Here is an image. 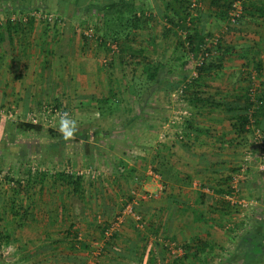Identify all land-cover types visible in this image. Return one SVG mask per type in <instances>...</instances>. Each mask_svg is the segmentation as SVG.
<instances>
[{
    "label": "rangeland",
    "instance_id": "rangeland-1",
    "mask_svg": "<svg viewBox=\"0 0 264 264\" xmlns=\"http://www.w3.org/2000/svg\"><path fill=\"white\" fill-rule=\"evenodd\" d=\"M168 1L171 0L136 1L137 9H144L147 12L152 13L154 20H151L145 25V28L138 30L136 41L132 43L131 46L133 49L144 48V50H146L145 53L151 59L162 61L166 65L172 66L175 64L174 62L176 61L175 58L178 52L176 51L174 43L175 36H165V27H169L167 17L171 16L170 13H172L166 8ZM190 1L193 3L189 8L190 13H192L194 17H201L199 23L200 26H204L205 31L212 35V37L209 38V43H215L217 38H220L226 44L232 45L235 49L234 53L225 57L222 69L217 70L214 75L207 78L205 86L194 89V92H199V97L204 100L201 104L192 103L189 100L190 95H187V98H184V92L180 95L179 89L161 90L158 88L157 84L153 83L151 85V83L147 82L144 73V66L139 67L137 77H135L134 80L136 86L139 84V88L136 89V92L140 93V97L131 100L129 97L130 90L127 91V89L129 88L128 84L131 79L133 65L128 63L123 65L118 64V60L117 58L115 59L113 53L105 54V51L98 47V40L96 39L94 32L96 17L93 16V13L97 10L96 6L99 5L98 1L81 0L80 6L75 5V0L8 1V4L13 5L17 9V11L9 17L12 16L17 20H23L27 15L25 11H22L21 9L23 7H36L34 10H31V12H40L41 15H53V17L57 16V20L53 18V21L50 22L39 16L36 19L32 18L33 21L44 25H50L54 29L58 27L61 30H64V32L62 31L64 36L70 35V37H72L74 34L76 36L74 37L76 38V41L75 39L74 42L72 39H70V41L76 45V48L78 45L77 36L79 37V49L77 48L73 55L82 61V72L85 71V73H87V79L90 78L91 73H95L97 70V73L100 75L99 84L96 85V88L93 87L92 90L95 91L100 89L97 90L99 96L107 90L104 87L105 83L103 82V80L106 81V79L111 80L112 87L116 89L125 87L127 91L124 93L126 95L125 99L120 98V100H122L120 106L122 108H120V111L116 109V111L112 112L114 114H111V112H109V114L106 113L105 121L99 117L98 120H93L91 115L88 116V114H86L87 110L82 111L77 109L75 107L76 101L78 104H81V101L79 102L76 98L72 97V91L70 93L66 91L68 88H66V90L64 89L65 94L60 98L62 102L54 103L53 101L47 100L43 103H48L51 106L58 104L64 108L73 110L72 118L77 123V130L75 133L79 132L92 135L96 133L91 137V140L98 143V145H101L105 149V152L102 157L99 158L95 171L98 175L101 173L104 179H113L112 176L117 175V171L118 173L121 172V169L123 168L121 162L124 164L126 162L130 164L135 162L137 165H141V170H138L139 173H143V175L140 176L141 180L136 178L135 181L130 179L128 182L126 181V185L124 186L126 190L124 195L121 196V198H129L130 191L134 189L142 196L146 193L152 194V197L149 199L139 197L137 200L139 206L137 205L138 207L136 210L143 215L146 222L145 228L141 231L136 230L135 225L132 223L134 222L132 219V222L130 221L131 223L129 225V230L131 231L129 233H133L135 237L142 241V244H139L140 250L138 253H140L144 259L143 262H138L136 264H166L172 262L174 257L169 251L166 244L167 242H175L176 247H181L184 243L181 240L183 232H191L192 234L197 233L196 236L202 235L203 237V228L208 227V231L218 234V237L215 239L217 248H215L210 255V263L224 264L226 259L233 257L232 255H240L238 250L239 239L246 231L245 229H240V224L242 222L246 223L248 220L250 224H254L256 219L264 217V174L261 173L258 168L260 151H258L259 147L256 146L257 144L254 138L256 129H260L261 133L264 135V125L261 129L253 124L249 133L238 135L237 137L239 138V158L236 160L237 163H232V165H235L234 170H232L234 171L233 176L236 174L243 175L239 182V187H241V189L234 198L233 193L229 196L230 207L228 206V208L230 209V217H225L220 221L221 223L217 222L210 224L209 226L205 225L203 223V217L206 220L207 214L211 216L213 210L211 209L202 213L201 207H194L199 210V212H194L191 205L193 191L189 190L190 192L188 191V193L179 192L177 190L178 188L172 187V185L169 189L166 187L167 185L162 184L161 179L163 178H159L160 174L158 172L162 173L165 169L163 164H172L169 159L167 160V157L165 158V156L162 159L163 163H158L156 160V158L158 159V156L156 157V154H153V146H150L151 144L149 143L153 144V142L156 143V141L159 143L161 141L162 144H165V142L170 144L172 141L182 142L173 138H177V134H169L171 131L168 133L163 128V125L170 117H179L182 115L180 112L184 110L188 111L190 114L195 113L194 108L195 106H198L200 109H203L206 114H209L208 118L205 115V117L201 119L206 123L204 124L199 120V123L201 124H198V126L201 127L206 124L210 126L214 125V123L217 125L218 123L216 122L220 121L229 125L230 121L225 116L227 113L224 107L220 106L218 103H223L224 105H232L233 102L237 103V99H239L238 97L244 95L247 89H250L249 95L252 101H255L258 92L260 90L264 91V69L259 73L255 65L256 61H264V16L262 18H252L251 16H247V18L242 19V22L239 24L237 21H232V15L229 18V21H217L213 16L216 15L215 10L211 9L208 0H206L205 3L201 0ZM61 3L64 5L62 9L60 8ZM60 9L62 10L61 12ZM0 10H2L1 6ZM6 18L7 17H5L4 14H0V23L1 20ZM83 21L90 22L91 26H85V23L82 24ZM27 22L25 23L29 24ZM71 25L73 26L74 32L69 33V28L66 29V27H70ZM85 32L92 35L89 36V44L87 45H85V41H83L81 37ZM66 39L67 38L64 37L65 43L63 46H68ZM70 45H72V43ZM65 56L66 55L64 54L61 57L65 58ZM112 59L114 64L113 66H110L109 62ZM189 61H191V58L188 57L184 65H182L181 62H178L176 66H173L174 74L167 75L166 78L163 79V82L166 83L167 80H171L175 83L179 82V87H185L187 80H192L193 77H195V69L193 65L189 64ZM93 64H95L94 69L96 70L92 69ZM61 71L58 74H62V79L63 75L67 77L66 81L63 79L65 87L67 83L69 84L68 80L71 78L69 72L70 68L68 67L65 70L62 67ZM81 90L88 91L90 89L82 84ZM115 102L116 101H113V98H111L108 105H113L114 109L116 105ZM124 108L125 110H122ZM14 111L19 113L17 114L13 112L12 118L2 117L3 121L0 122V125H2L3 129L8 120L14 121L13 119L22 116V113L18 109H14ZM115 113L116 116L120 118L119 120L115 117ZM135 113H138L137 115L141 116V119L144 120L141 123L142 127H139L138 129V126L134 124L133 127L128 130L123 124L128 120L131 122L133 117H135ZM190 114L184 117L185 120L190 117ZM154 117H161L160 125L157 126L156 129H150V131L149 129H145L147 124H152L149 121L153 120ZM58 123L59 122H56L52 127L56 131H58ZM120 124L122 128H116ZM144 126L145 128H143ZM219 127L217 129H211V133L207 134L206 138L217 134L218 131L221 132L218 130L220 129ZM44 128L48 129L47 127ZM102 130L111 133L112 138L109 134L104 138L99 137V134L97 133H100ZM153 132L154 134H152ZM12 133L15 140L7 146L9 150L5 154L0 150V155H3L0 158V231L9 233L13 240L9 245H3L0 247V264H60L63 261H68L66 255L73 256L75 251L68 246L59 248L64 242L63 240L62 242L60 241V243L55 242L56 245L53 241L57 240L58 236L59 239H61L63 236L57 234L65 231L72 222L76 227V229L74 228L72 231H77L82 240H85L90 247L86 251L78 250L79 252H75L78 254L70 258L72 260L77 259V261H79L77 264L88 263L90 261V248L93 246L92 252L95 251V248H97V240L99 242L105 240L101 234V226L99 225H103L109 214L104 216L103 210L105 208L98 207L102 205L101 203H104L103 201H105V197L92 192V196L95 197H92L93 199L87 202L86 206H84V204L82 205L80 203L79 198H73L72 196L68 197L66 194V188L61 184H53L52 182V175L65 167H69L73 170L88 169L89 162L82 155L81 142L77 143L73 141V139H77L75 135L73 138L66 140L59 131L58 136H51L47 130H44L41 133L19 132L16 130L14 132L12 131ZM2 135L3 132L1 136ZM155 135L156 137L154 138ZM135 140H139L138 145L135 144ZM186 140L187 139H185L184 142ZM188 144L189 142L187 141L186 145ZM228 144H230V142ZM141 145L145 148H140L142 147ZM132 150H134L135 154L139 156L138 159L130 158L128 156V154L132 153ZM24 155H26V158L22 161L21 159ZM153 157H156L154 159L157 161L156 163L152 162ZM60 159H63L62 163L59 162ZM128 160H130V162H128ZM189 161H191L188 164L189 172L195 173L196 171L190 168L191 165L195 166L192 159ZM29 169L31 171L33 170L35 173L38 171L46 172L48 179L44 183L43 190H39V187H36V191H31L30 195L22 194L17 196L14 192V183L8 181L6 176L11 174L10 176H14L15 179L26 182L28 177L27 170ZM232 170L231 173L233 172ZM164 172L167 173V170ZM103 178H100L99 182L96 184L101 185L100 183H102L101 180H103ZM152 179L156 181L155 183L159 184L160 189H153V186L150 185L153 183ZM245 183H249V187L245 186ZM198 185L199 180H196L195 187H198ZM210 193H212V191H210ZM170 195H176L179 199H184L187 196V202L185 200L186 204H188L187 209L177 207V204H180L182 200L176 203L177 206L174 204L175 202L168 201L167 199ZM232 199H234V201L243 200L246 202V206L244 207L236 202L232 203ZM13 200L15 202V210L11 209V203ZM61 201L67 204L66 212L64 211L66 220H62L59 224L61 220L59 215L62 212ZM115 203L120 205L121 202L118 199ZM200 204L202 203L200 202ZM21 206L24 208L27 206L29 207V213L26 217H23L21 214L23 209L21 208V210H19V207ZM82 207H85L86 209L84 208L85 210H82ZM176 210L180 211V215L187 216L189 219L192 215L196 214L199 223L188 226H186L187 223L174 225L169 221V217L173 218V221L174 219H178L180 215L176 214ZM51 217L54 218L53 221H51ZM249 217H251V221ZM55 219L57 221H55ZM111 219L112 218H110V220ZM182 219L179 218L181 221ZM150 224L157 229V232L152 231ZM206 224H208V222H206ZM229 228L235 229L233 232L234 234L229 233ZM50 236L51 239H49ZM172 237H174L175 240H172ZM49 240L50 244L54 246L52 254L41 255L46 251L42 249L46 247V242ZM137 241L139 240H135L136 243L131 242L129 246H137ZM126 244H128V242L120 243L122 246L119 247V249L123 250V247H127ZM33 253V257H29ZM24 257H29L30 259L27 258L26 260H23ZM188 258V260H184V264H200L193 257L189 256Z\"/></svg>",
    "mask_w": 264,
    "mask_h": 264
},
{
    "label": "trees",
    "instance_id": "trees-1",
    "mask_svg": "<svg viewBox=\"0 0 264 264\" xmlns=\"http://www.w3.org/2000/svg\"><path fill=\"white\" fill-rule=\"evenodd\" d=\"M9 0H1V7L0 14L7 17L4 20H1L0 23V39L2 38L1 29L6 25L4 29H11L12 26H21L25 24L24 20H17L13 19V17H9L13 15L17 9L13 6L8 4ZM15 1V0H12ZM98 1V6H96V12L93 13L96 17V26L94 27L95 37L98 40L97 44L105 54L113 53L115 59L117 58L118 64H131L133 65L131 79L128 84L129 97L131 100L135 98L138 99L140 97V93L136 92V89L139 88V84L137 86L134 84L135 77H137V71L140 66L145 67V76L147 82L157 84L158 88L161 90H175L178 89L180 86L179 82L175 83L171 80H167L166 83L163 82V79L166 78L169 74H174L173 66H176L178 62H181L182 65L185 64L188 57L192 54L193 56L200 60V65L197 66V76L193 77L192 80H187L186 86L183 87V92L185 94L184 98L190 95V101L192 103H201L203 102V98L199 97V92H194L195 88H200L206 85L207 78H210L214 75L217 70H221L223 67V62L225 57L231 53L235 52V49L232 45L226 44L220 38H217V41L209 43V38L212 37L211 33H207L204 29V26H200V18L194 17L192 13H190L189 8L193 4L190 0H171L167 2L166 8H168L172 13L171 16L167 17L169 22V27H165V36L170 37L171 35L175 36V48L178 52L176 56L175 64L172 66H168L162 61H155L151 59L144 50V48L140 49H133L132 43L136 41V35L139 29L145 28L151 20H154L152 13L147 12L144 9L138 10L137 9V0H96ZM204 3L206 0H201ZM13 4V2H12ZM81 0H75V5L80 6ZM208 4L211 9L215 10V14L213 15L217 21H229L231 17L232 11L236 8V6H241V13L239 16H236V21L239 23L242 22V19L247 18V16L259 17L262 18L264 16V0H208ZM63 3H61L60 8H63ZM23 7V6H22ZM21 7V8H22ZM36 7H28L22 8V11H25L26 15L28 16V22H33V19H30V12L34 10ZM60 9V12L62 11ZM85 23V26H91L90 22H82ZM4 25V26H3ZM50 26V25H48ZM181 33V34H180ZM83 41H85V45L89 44L88 39L89 36L82 34L81 35ZM114 46V47H113ZM114 62L113 59L110 60L109 65L113 66ZM256 68L261 73L264 69V61H256L255 62ZM186 79V78H185ZM132 80V81H131ZM150 85V86H151ZM146 86V85H145ZM147 87V86H146ZM148 88V87H147ZM199 91V89H198ZM250 89H247L244 95H240L238 97V102L235 106L231 105H224L223 103H218L220 106L224 107L225 111L230 114L231 120V127L232 130L237 133V135H242L245 133H249L251 130V126L255 124L256 126L263 128L264 125V91L260 90L255 97V101H252L249 95ZM187 98V97H186ZM98 110H99V118H105V114H114L112 112L120 109V102L118 101L113 109V105H108L111 101V97L98 99ZM137 101V100H135ZM242 104V105H241ZM58 105V104H56ZM115 117L119 118L116 116ZM98 119V118H97ZM3 121L2 117H0V122ZM183 128V139H177L179 141L184 142L187 137L190 136H198V135H207L210 134L208 129L195 127L194 120L186 119L184 124L182 125ZM19 131V132H36L41 133L44 130H47L51 136H58V131L54 128L50 127L45 129L42 125L33 124L25 121H12L8 120L5 124V128L3 129L2 125H0V150L5 154L9 148L7 147L11 142L15 140L12 131ZM3 132V135L1 136ZM7 132V133H6ZM96 133H94L95 135ZM99 137H106L108 132L101 131ZM94 135L92 134H82V133H75L76 140L73 139L75 142H81V150L82 155L87 159L89 162V169L96 170V166L98 163L99 158L102 157L103 153L105 152L104 148L98 143L93 142L91 137ZM7 149V150H6ZM3 155H0V158ZM26 155L23 156L21 159L24 161ZM156 158V157H154ZM63 159H60V163H62ZM154 163V161L152 160ZM122 167L127 169L128 171V179L135 181L136 178L140 179V176H133L135 169H132L128 164H124L121 162ZM164 166V164H163ZM11 175V174H10ZM7 175L6 178L8 181L14 183L15 186V193L17 196L22 194L30 195L31 191H36V187H39V190H43L44 183L48 179V175L46 172L38 171L35 173L33 170H27V180L26 182L15 179L14 176ZM103 175L101 173L93 178L90 176H76L69 173H65L64 171H58L54 175H52V182L53 184H61L64 188H66L67 196H72L73 198H79L80 203L86 206L87 202L91 201L95 196H92V192L95 194H100L101 196H105V193L101 189H105V182L103 180L100 188V192L96 191L97 182H99L100 178ZM122 178L126 179L125 176H121ZM233 175L227 176L224 179V183L226 185L225 189L220 188L219 192L226 196H230L234 191L232 188V180ZM122 182V181H121ZM121 184V183H120ZM124 185V183H123ZM239 186V184H238ZM202 187H206L202 185ZM241 189V187H239ZM201 189V188H200ZM211 189V188H210ZM135 190V189H134ZM132 190V191H134ZM132 191L129 194V200L126 204L133 201V194ZM197 195V200L202 202L205 201L206 195L201 193ZM30 197V196H29ZM93 197V198H92ZM17 200V197H16ZM62 200V199H61ZM62 202V201H61ZM103 202H106L103 201ZM173 202L178 203L179 199L173 200ZM14 200L11 203V209L15 210L14 207ZM105 205V204H104ZM135 211L140 214L136 208ZM67 204L64 202L61 203V213L60 219L65 220L64 213L66 212ZM227 206L230 207V204ZM22 210L23 217H26L29 213V207H19V210ZM83 208V207H82ZM85 208V207H84ZM82 210H85V209ZM124 209L122 207L119 212ZM18 210V212H19ZM65 211V212H64ZM112 211V207L105 206L103 210V215L107 216L110 215ZM118 212V213H119ZM117 215V214H116ZM115 215V216H116ZM141 215V214H140ZM144 219L143 215H141ZM252 217V216H251ZM251 217L250 221H251ZM114 219V218H113ZM105 220L103 225L101 226V234L105 238V232L107 229H110L111 222L113 221ZM132 219V218H131ZM145 220V219H144ZM134 225L136 230L141 231L145 228L138 227L136 221H134ZM152 231L157 232V229L152 225ZM153 226V227H152ZM75 224L72 222L68 227V230L65 231V236L59 239L57 242L60 243L62 240L63 243H68L70 249H78V250H88L90 247L85 240L79 239V234L77 231H72L74 229ZM245 227V228H244ZM240 229H245V234L240 236L239 239V252L240 255H232L224 261V264H264V217L260 219H256L254 224H250L249 220L246 223L242 222L240 224ZM121 230V229H120ZM120 230L114 232L110 237H106L105 240L97 243H100L101 249L100 253L96 258L92 256V247L89 251V260L93 258L94 264H105L104 261L101 262V258L107 252V247H109V240L115 241L120 236ZM235 229L229 228V233L234 234L233 232ZM12 236L9 233H5L4 231H0V247L3 245H9L12 242ZM172 240H175L172 237ZM83 247V248H82ZM184 251L183 256L174 258L172 262L166 264H184V260H188L189 256L193 257L198 263L200 264H211L210 263V255L212 254L214 247L210 246L209 244H205L204 240L200 239V237L196 236L187 242H184L181 246ZM116 250V249H115ZM118 256L132 259L136 262H143L141 254L138 253L137 248L135 245L130 248V253L125 254L120 250L115 251ZM137 253L139 255H137ZM34 253L31 254L29 257H33ZM29 257H24L23 260H26ZM183 258V259H182ZM239 260V261H238ZM67 264H77L79 261L77 259H71L68 257ZM87 262V261H86ZM87 264V263H84Z\"/></svg>",
    "mask_w": 264,
    "mask_h": 264
},
{
    "label": "crops",
    "instance_id": "crops-1",
    "mask_svg": "<svg viewBox=\"0 0 264 264\" xmlns=\"http://www.w3.org/2000/svg\"><path fill=\"white\" fill-rule=\"evenodd\" d=\"M4 28H6V25L3 27V29H1L2 38L0 39V108H5L8 109L9 111L11 110L14 111V109H18L22 113V115H25L29 111L38 109L43 104V102L47 100L53 101L54 103L62 102L60 98H62V96L65 94L64 89L66 90V88H68L66 90L68 93L72 91L71 93L72 97L76 98L79 102L81 101L80 102L81 104H78L76 101L75 107L82 111L87 110L86 114H88V116L91 115L93 120L94 119L98 120L97 118L100 117L98 110V101H97L98 99L111 97L113 98V101L114 100L116 101L115 103H117L119 100L121 106L122 100H120V98L125 99L126 95L124 93L128 91V89L126 91L125 87L116 89L112 87L111 80L106 79V81L103 80V82L105 83L104 87L107 89L105 93L103 92L99 96L97 90L100 89H97L95 91L92 90L93 87L96 88V85L99 84L100 75L97 73V70L94 69L95 64H93L92 69L96 70V72L91 73L90 78L87 79V75H86L87 73H85V71L82 72V67H81L82 61L76 56L74 57L73 55L80 44L78 36H77L78 45L76 48V45H74L73 43L74 39L76 41V38H74L76 36L74 34L72 35V37H70L69 34H67L69 36H64L63 35L64 30H61L58 27L54 29L51 26L40 24L33 21L29 24H24L21 26H12L11 29H4ZM66 29L69 30L68 31L69 33L74 32L72 25L70 27H66ZM64 37L67 38L66 40L68 46H63V44L65 43ZM70 39H72L73 42H71ZM69 42L70 44L72 43V45H70ZM64 54L66 55L65 58L61 57ZM61 66L65 70L68 67L70 68L69 72L71 78L68 80L69 84L67 83L65 87H64V80L66 81L67 77L63 75V79H64L63 80L62 74L60 75L58 74L61 71L62 68ZM82 84L87 88H89L90 90L82 91L81 90ZM235 105L236 103L233 102L231 106H235ZM122 110H125V108ZM194 110L195 113H191V114L189 113L190 117L187 119L194 120L195 127L208 129L211 133L212 131L211 129L214 128L217 129L220 126L219 127L220 129L218 130H220L221 132L218 131L217 134L209 138H206L207 135H198V136L187 137V140L185 142L172 141V143L170 144L168 142L162 144L161 141L160 143L156 141V143L153 142V144L152 143L149 144H151L150 146H153V154H156V157L158 156L159 160L156 158L158 163L159 162L163 163L162 159L165 156V158L167 157V160L169 159L170 163L172 164L169 165L167 163L166 165H164L165 169L162 171V173L158 172L160 174L159 178L160 177L163 178L161 179L162 184L167 185L166 186L167 188H169L172 185V187L178 188L177 190L179 192L188 193L189 190L193 191L194 193L192 196L193 198L191 197L193 199L191 205L194 212L195 211L199 212V210L196 209L199 207L202 208L201 210L202 213L204 211L206 212L211 209L213 210V214L212 215L210 214L211 216L207 214L206 220L203 217L204 219L203 223L209 226L210 224H214L222 221L225 217L226 218L230 217V213H229L230 209L227 206L228 204H230L229 196L221 194L219 190L220 188L225 189L226 185L224 183V179H226L227 176L233 175L234 173L233 170L235 165H232V163L233 164L237 163L236 160L239 158L238 156L239 138H237L238 137L237 133L232 130L230 114L228 112H226L227 114H225V116L230 121L229 125L225 122L220 121V122H216L218 123L217 125L214 123V125L209 126L206 124L200 127L198 126V124H201L199 123V120L200 122H203V120L201 119L204 118L205 115L208 118L209 114H206L204 110L200 109V107L198 106H195ZM137 114L138 113H135V117H133L131 122H129L128 120L123 124L128 128V130H130V128H132L134 124L138 126V129L139 127L140 128L142 127L141 123L144 120L141 119L142 117L138 116ZM102 119L104 121L106 120L105 118ZM119 119L120 118H117V120ZM160 119L161 117L160 118L154 117L153 120L149 121L152 124H147L148 128L147 127L145 128V126L143 128L149 129V131L150 129L152 130L156 129L157 126L160 125ZM203 123L205 124L206 122ZM221 123H225V124H221ZM118 127L122 128L121 124L118 125L116 128ZM152 134H154V132ZM109 135L111 137V133H109ZM155 137L156 135L154 136V138ZM187 141L189 142L188 145H186ZM134 142H136L135 144L138 145L139 140L138 141L135 140ZM229 142L231 145L228 144ZM140 148L144 149L145 147L142 146ZM131 152L132 153L130 154L127 153L130 158H137V159L139 158V156L135 154L134 150H132ZM154 159L155 158L153 157L152 160L154 161V163H156L157 161ZM190 159H192V162L195 165L192 166L191 163L190 168L196 171L195 173L189 172L188 164L189 162H191L189 161ZM128 162H130V160H128ZM126 164L130 165V167L132 166V169H136L134 173H132V175H135L137 177L143 175V173L138 172V170L139 171L141 170L140 164L137 165L135 162L131 164L126 162ZM166 170L167 173L164 172ZM231 170L233 171L232 173ZM127 171H128L127 169L122 168L121 172L118 173L117 171V175L112 176L113 179L106 178L104 180V182L106 183L105 184L106 188L105 189L103 188L101 190H103L105 193L106 202L101 203L102 205L98 207L105 208L106 205L108 207L109 206L112 207V213H110V215L107 216V220L109 221H111L115 217V215L119 212V210L122 207H125L127 201L129 200L128 197L127 199L121 198V196L124 195L126 190L124 186L126 185L125 182L129 176L128 173H126ZM122 175L125 176L126 179L122 178L121 177ZM196 180H199L200 184L206 187H210L211 188L210 191H212V193L204 192L202 189L195 187ZM152 181L153 183L150 185L153 186V189L154 190L160 189L159 184L155 183L156 181L154 179H152ZM245 184H246L245 186L249 187V183H245ZM101 187H102L101 185H97V188L95 190L100 192ZM199 191L206 195L205 198L206 200L202 201L201 202L202 204H200V201L197 200V195L200 194ZM172 196L170 195L167 200L173 202V200L179 199V197L176 195H172ZM118 199L121 202L120 205H117V203H115V201ZM180 200L182 201L180 202V204H177L178 206L176 205V203L174 204L178 208L187 209L188 206V204H186L188 200L187 196L184 199L180 198L179 201ZM179 212L180 211L178 210L176 214L180 215ZM157 213L159 214L158 211ZM110 218L112 219L110 220ZM179 218L180 219L183 218L182 221L179 220ZM179 218L174 219L173 221V218L169 217V221L174 225H177L179 223H184V224L187 223L186 226L196 225L199 223V220H197L198 216L196 214L192 215L190 219L189 217L183 215H180ZM53 220L54 218L51 217V221ZM132 220L130 217H128L125 220L122 227L120 228L121 229L120 236L118 239H116L115 241L109 240L108 242L109 247H107V252L101 258V262L104 261L105 264L138 263L132 259H129L128 257L124 258L118 256V254L115 252L117 249L120 250L119 247L122 246L120 245V243L128 242V244H126L127 247H123L122 248L123 250L120 251L129 255L130 248H132L133 246V245L129 246V244L131 242L134 243L135 240H139L137 241L138 242L137 246H135L137 247V251L139 252L140 250L139 244H142L141 239L135 237L133 233L131 234L129 233L131 232L129 230V225L132 222ZM55 221L57 220L55 219ZM61 222L62 219L60 220L59 224ZM206 222H208V224H206ZM132 223L134 224V222ZM74 228L76 229V227ZM208 228H203L204 230L203 237L202 235H200L201 237L200 236L198 237L204 240L205 244H209L210 246H213L215 249L217 248V244H215V239L216 237H218V234L215 232L208 231ZM67 230L68 228H66L65 231ZM65 231L58 233L57 235L65 236L64 234ZM196 235L197 233L192 234L191 232H183L181 240L183 242H187L188 240H191L192 238L196 237ZM49 239H51V236ZM58 240H59V236L57 240L53 241V243L55 244V242H57ZM63 246L69 247V244L62 243L59 248H62ZM42 250H46V251H44L43 252L44 254L42 253L41 255L52 254V250H54V246L50 244V240L46 242V247H44ZM73 251L79 252L78 249L76 248H74ZM75 252L73 253V256L72 255H66V256L74 257L78 254ZM139 254L137 253V255ZM67 263H68L67 261L66 262L63 261L60 264H67Z\"/></svg>",
    "mask_w": 264,
    "mask_h": 264
},
{
    "label": "built area",
    "instance_id": "built-area-1",
    "mask_svg": "<svg viewBox=\"0 0 264 264\" xmlns=\"http://www.w3.org/2000/svg\"><path fill=\"white\" fill-rule=\"evenodd\" d=\"M241 9H242L241 6L237 5L236 8L234 9V11H232V13H231L232 21H236V16L240 15ZM29 16H30V19H32V18L36 19L37 17L41 16L42 18H44L50 22L53 21L52 20L53 18L55 20H57V16L53 17V15H47V14L41 15L40 12H30ZM13 19H15V18H13ZM23 20L25 22H27L29 20L28 16H25V18H23ZM85 34L87 36H92L91 34H87L86 32H85ZM189 58H191V61H189V64L193 65V67L195 69L194 76H197V66H199L201 62H200V60L196 59L193 56V54ZM178 89H179V94L182 95L183 87H179ZM13 112H15V111H12V110L9 111L8 109L0 108V117L12 118ZM64 112L69 113L70 117L72 118L73 110L68 109V108H64L63 106L56 105V104L51 106L48 103H43L38 109L29 111L25 115H22L24 117L21 116L17 119H13V120L14 121H25V122L38 124V125H42L43 127L50 128V127H53L56 124V122H59V114H62ZM15 113L18 114L19 112H15ZM180 113L182 114L181 116L170 117L166 121V123L163 125V128L165 131H167L168 133L171 131L169 134H177V138L173 137L176 140L177 139H183V137H184L183 136V128H182L181 124L183 125L184 124L183 122H185L184 117L189 115V112L186 110L181 111ZM254 135H255V137H254L255 142L257 144L256 146L259 147L258 151H260L259 152L258 168H259V171L264 174V135H263V133H261L260 129H256ZM169 137H171V136H169ZM60 171H64L65 173H69V174L76 175V176L80 175V176L88 177L91 175V177H93V178L96 176V171L89 169V168L88 169L73 170L69 167H65V168L61 169ZM242 176H243L242 174H236L233 177V180H232V188L234 191L233 192V194H234L233 198L235 197L236 194H238V192L240 190L238 184H239ZM197 188H201L204 192H210V188L202 187V184H200V183H199ZM132 194L134 196L133 201L126 204L124 209L121 212L117 213V215L114 217L113 221L111 222L112 225H111L110 229L106 230L105 236L107 238L110 237L114 232L120 230L123 223L125 222V220L128 217H130L134 221H136L138 227H143L146 224L145 220L142 218V216L140 214H138L135 211L134 207L137 204V200L139 197H142L144 199H149L150 197H152V194L146 193L147 195L143 194V196H142L136 190L132 191ZM234 202H236V203H238L244 207L246 206V202H244L243 200H237V201L235 200L234 201V199H232V203H234ZM252 204H253V202H252ZM79 239H82V238L79 236ZM166 244L169 248L171 255L174 258L183 256V254H184L183 249L181 247H176L175 242H169V243L167 242ZM100 249H101V245H99V243H97V248H95V251L92 252L93 258H96L99 255ZM93 258H91V260L87 264H94Z\"/></svg>",
    "mask_w": 264,
    "mask_h": 264
},
{
    "label": "clouds",
    "instance_id": "clouds-1",
    "mask_svg": "<svg viewBox=\"0 0 264 264\" xmlns=\"http://www.w3.org/2000/svg\"><path fill=\"white\" fill-rule=\"evenodd\" d=\"M76 130L77 123L73 118L70 117L69 113L64 112L59 114L58 131L61 133L64 139L68 140L73 138Z\"/></svg>",
    "mask_w": 264,
    "mask_h": 264
}]
</instances>
